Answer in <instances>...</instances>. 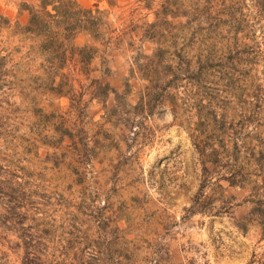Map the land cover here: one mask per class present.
<instances>
[{
	"label": "rangeland",
	"instance_id": "374dc122",
	"mask_svg": "<svg viewBox=\"0 0 264 264\" xmlns=\"http://www.w3.org/2000/svg\"><path fill=\"white\" fill-rule=\"evenodd\" d=\"M94 1L97 38L53 28L44 10L21 3L42 29L69 37L54 71L41 51L47 34L0 15V264H264L250 214L252 185L264 199L261 73L244 83L239 68L229 89L230 76L198 70L254 56L248 38L261 34L245 19L254 1L168 0L178 16L159 22L158 45L140 38L164 0L150 10ZM227 8L235 23H223ZM206 10L222 20L212 33ZM243 20L252 31L240 32ZM209 138L222 161L204 171L192 140L204 147ZM229 170L245 185L218 181Z\"/></svg>",
	"mask_w": 264,
	"mask_h": 264
},
{
	"label": "trees",
	"instance_id": "16d2710c",
	"mask_svg": "<svg viewBox=\"0 0 264 264\" xmlns=\"http://www.w3.org/2000/svg\"><path fill=\"white\" fill-rule=\"evenodd\" d=\"M139 3H141L147 10H150L152 7V4H154L155 0H134ZM254 3H252V6L250 7L249 13L245 16V19L247 20L252 15L255 18V22H257L258 30L260 31V36L257 38V36H251L250 39L251 43L255 47L252 46L250 49H256V52L254 56H251L249 53L250 51H245L244 55L241 54V58H238L236 60L235 64V58L231 59V61L224 62L223 64H210L209 60L204 61L202 63L198 62V70L199 71H212V69H218L219 73L221 74H226L229 78H224V81L226 82V86L229 89H232L233 85L238 82L233 80V75L234 72L236 71L237 73L240 74V69H245V73L241 74V81L244 83H247L249 80V74L250 70L252 72L255 70V72H260L261 73V78L260 80L263 81L264 83V0H253ZM156 3V2H155ZM114 4V3H112ZM111 4V5H112ZM159 7L157 10L154 12V21L149 24V28L151 29V33L147 34V32H142L140 41H149L152 42L156 45L160 43V34L158 33V26L159 22H161L162 18H176L178 15L176 14V10H173V5L174 2L169 3L168 0H164L159 2ZM41 6L43 9H46L47 7L51 8V12L45 11V16L49 19V24H51L54 27H59L60 25H63V31L64 32H72L73 30H81L84 32H87L90 34L93 38H97L98 30L99 27L102 24V18L93 16V10L91 8H82L79 7L74 0H65V3H62V0H41ZM75 12H74V10ZM96 9V8H95ZM32 13V12H30ZM237 14L235 11L233 12L230 8L226 9V13L224 16L223 23H235V20L233 17H235ZM74 19L72 23H69V20ZM243 20V28L240 31L241 33H246L252 31L251 27H249L248 24L249 22ZM219 21L222 22L221 19H216L211 17V14L205 12V18L203 23L207 26L206 30L208 33H212L213 31H216V29L219 27L218 23ZM229 22V23H228ZM262 22V24H261ZM161 24V23H160ZM46 26L43 27L38 21V18L34 15L29 20V23L26 27V31L31 32L34 29H36V33L40 34L42 32H45L47 34L46 41L43 43L41 46V51L47 54L48 57V64L50 65V71H54L55 69V62L58 61L57 67H62L65 63V55H66V40L69 37L64 38L63 40H59L55 37V33L49 31V26L48 24L45 23ZM236 26L239 27L241 26V22L236 21ZM135 30V28H134ZM35 31V30H34ZM252 33V32H251ZM245 39V38H244ZM249 47H245L247 49ZM72 48H70V51ZM77 55L79 56V61L82 64H87L88 61L91 60L90 53L86 52L87 48L82 47L80 49H77ZM158 52L159 49H156L154 55L152 58L156 59L158 57ZM144 55L142 53L137 54V60L142 59ZM244 57V59H242ZM251 57V58H249ZM152 60V59H150ZM152 62V61H151ZM232 62V63H231ZM150 64V63H147ZM146 64V66H147ZM148 67V66H147ZM238 69V70H236ZM145 76V79L148 82H151V78L149 77V72L146 70H143ZM146 71V72H145ZM153 73L157 71H152ZM243 75V76H242ZM127 85V84H126ZM103 91L106 94L108 93H113L116 95L117 98V92L116 90L112 89L109 87V85H104L103 86ZM151 112V110H150ZM148 111V113H150ZM58 141H61V138H59ZM205 144L207 146H205ZM192 145L196 149V151L201 155V158L204 160L202 162L203 164V170L207 171V168L205 167V164H210L212 166H216L219 164L222 160L221 157H219V151L222 148L219 144L215 142L213 139H208L206 143H204V147H201L199 143L193 139L192 140ZM208 145L210 147L208 148ZM239 172H233L231 170L224 172V175L221 176L218 181H223L228 184L230 187H242L245 185L244 180H238L239 178ZM240 179V178H239ZM262 186H264V179H262L261 182ZM252 185V184H251ZM250 196L252 198V203H254L253 208L251 209L250 214H254L257 218L258 221V226L260 227V230L264 234V199L263 195L259 192V189L257 186H251L250 190ZM255 200V201H254Z\"/></svg>",
	"mask_w": 264,
	"mask_h": 264
},
{
	"label": "crops",
	"instance_id": "0c3cea01",
	"mask_svg": "<svg viewBox=\"0 0 264 264\" xmlns=\"http://www.w3.org/2000/svg\"><path fill=\"white\" fill-rule=\"evenodd\" d=\"M74 1L79 7L82 8H90L91 5H94L95 8L97 7L94 0H74ZM21 3L26 4L30 8L34 7L35 9L51 12L50 7H47L46 9L42 8L41 0H0V15L8 19V21L17 23V25H20L21 27L26 29L31 15L29 9L21 8ZM41 34H45V33H41Z\"/></svg>",
	"mask_w": 264,
	"mask_h": 264
}]
</instances>
